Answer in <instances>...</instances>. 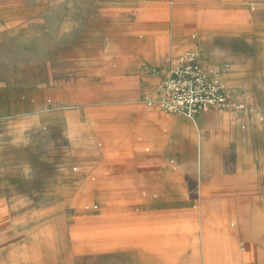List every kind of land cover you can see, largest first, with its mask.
Instances as JSON below:
<instances>
[{
  "label": "rangeland",
  "instance_id": "obj_1",
  "mask_svg": "<svg viewBox=\"0 0 264 264\" xmlns=\"http://www.w3.org/2000/svg\"><path fill=\"white\" fill-rule=\"evenodd\" d=\"M232 1L0 0V264H107L106 252L130 247L115 239L137 233L112 231L96 212L154 209L141 192L111 190L110 172L161 159L151 142L134 143L145 131L126 117L154 106L186 50L245 108L188 117L158 106L173 142L195 138L185 155L169 150L188 173L179 195L205 191L228 214L224 255L211 249L208 264H264V0ZM168 37L170 52L153 58ZM57 115L65 140L45 120Z\"/></svg>",
  "mask_w": 264,
  "mask_h": 264
},
{
  "label": "crops",
  "instance_id": "obj_2",
  "mask_svg": "<svg viewBox=\"0 0 264 264\" xmlns=\"http://www.w3.org/2000/svg\"><path fill=\"white\" fill-rule=\"evenodd\" d=\"M232 2L244 3L243 0H233ZM167 7L168 3L160 5L163 10ZM236 23L238 27H242L241 23ZM167 40L168 43L161 39L156 41L152 49L149 50L153 58H159L170 52L172 40L169 37ZM218 115L216 118L219 117ZM134 117L139 120L145 131V133L136 136L137 139L134 143L138 142L137 140L151 142L153 152L161 159L149 156L143 163L137 162L136 169L112 170L110 172L111 190L141 192L144 197L141 207L154 209L144 210L139 219H132L126 212L102 213L100 210L96 212L98 213L97 217H105V222L112 225V231L115 226L116 231L128 229L129 232L137 233L136 236H122L115 239L123 247L125 244H129L130 247L113 248L111 252L106 253L107 264H208L211 249L214 254L217 250L218 256H223L226 211L219 209L221 201L210 199L208 195H205V191L203 194L201 193L200 201H195L190 197L186 198L183 194L179 195V192L186 190L185 183L187 182V179H182L181 176H188V173L177 170L174 164L175 160L169 157L171 149H178L181 155H185L188 150L193 149L195 138H182L178 142H173L170 135L168 136L164 131L165 123L169 119L161 116L157 105L140 108L135 116L133 114L127 116L126 121H130ZM64 119L61 115H57L47 116L45 120L50 128L59 132V138L65 140L66 123ZM219 122L224 124L223 121ZM93 131L98 132L97 129ZM46 136L48 139L49 134ZM0 155L2 154L0 153ZM146 155L147 153L136 152L137 159H144ZM8 158L11 159L10 154ZM61 174L63 173L61 172ZM62 190L64 188L61 185H44V191L59 192ZM221 204L223 205L222 202ZM241 214L245 216L247 211L244 210ZM98 222L96 220L95 223ZM242 225L245 230L250 227L246 220H242ZM133 229L136 231H132ZM212 230H216L217 235L212 234ZM93 232L102 236L96 230ZM112 241H114L113 238ZM115 256L116 258H114ZM117 257H120L121 260Z\"/></svg>",
  "mask_w": 264,
  "mask_h": 264
},
{
  "label": "built area",
  "instance_id": "obj_3",
  "mask_svg": "<svg viewBox=\"0 0 264 264\" xmlns=\"http://www.w3.org/2000/svg\"><path fill=\"white\" fill-rule=\"evenodd\" d=\"M217 69L202 68L195 51H188L170 69L158 94L165 112L194 117L211 108L242 110L245 103L231 98Z\"/></svg>",
  "mask_w": 264,
  "mask_h": 264
},
{
  "label": "bare ground",
  "instance_id": "obj_4",
  "mask_svg": "<svg viewBox=\"0 0 264 264\" xmlns=\"http://www.w3.org/2000/svg\"><path fill=\"white\" fill-rule=\"evenodd\" d=\"M188 51H191V50H186L185 52H188ZM167 72V71H166ZM168 73H169V71H168ZM152 104H154V105H157V106H159L161 109H162V107H161V105H160V101H159V97H157L156 98V101L154 102V103H150V105H152ZM212 204V203H211ZM213 208V207H212ZM131 217V216H130ZM227 217H228V214L227 213H225V219H227ZM110 218V217H109ZM108 218V219H109ZM131 219V218H130ZM132 219H134V218H132ZM139 219V218H138ZM113 220H114V218H113ZM121 221V220H120ZM126 221V220H125ZM109 222V221H108ZM130 222V221H129ZM111 223H112V221H111ZM115 224V223H114ZM104 225V224H103ZM121 225H123V224H121ZM126 226V225H125ZM102 227V226H101ZM104 227V226H103ZM130 246V245H129ZM118 248V247H117ZM233 248H234V254H236L240 259H241V255L237 252V247H235V246H233ZM116 249V248H115ZM100 253V252H99ZM107 253V252H106ZM85 255V254H84ZM184 263V262H183ZM188 264V263H187Z\"/></svg>",
  "mask_w": 264,
  "mask_h": 264
}]
</instances>
